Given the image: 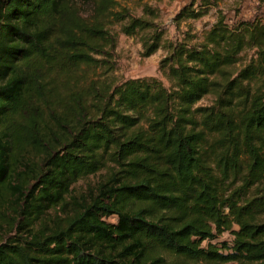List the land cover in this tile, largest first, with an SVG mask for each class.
Here are the masks:
<instances>
[{
    "label": "trees",
    "instance_id": "obj_1",
    "mask_svg": "<svg viewBox=\"0 0 264 264\" xmlns=\"http://www.w3.org/2000/svg\"><path fill=\"white\" fill-rule=\"evenodd\" d=\"M125 1L0 0V264H264V21ZM114 26L168 86L110 82Z\"/></svg>",
    "mask_w": 264,
    "mask_h": 264
},
{
    "label": "rangeland",
    "instance_id": "obj_2",
    "mask_svg": "<svg viewBox=\"0 0 264 264\" xmlns=\"http://www.w3.org/2000/svg\"><path fill=\"white\" fill-rule=\"evenodd\" d=\"M83 1V0H82ZM123 5L131 9L137 17H146L143 15V7L152 9L157 13L155 19L156 25L164 33V42L181 41L187 36L201 37L202 33L208 30L217 19L218 12L230 21L237 19H249L254 16L260 17L264 21V2L254 0H127ZM194 4L193 8L199 10L201 5L204 8V14L198 19H183L177 21V14L185 7ZM80 11L85 13L89 10L85 3L80 2ZM113 31L118 33V26L113 27ZM163 44V43H162ZM114 69L106 77L110 82L118 85L129 79L156 78L165 86L168 83L159 70L161 60L166 56V51L162 48L147 58H143L142 46L138 38L126 37L120 33L117 36V44L114 50ZM99 74V72H97ZM93 78V77H91ZM212 96L205 97L197 106L211 105ZM88 180H82L76 185V192L86 187ZM110 221L114 222L113 219ZM2 232H0L1 234ZM228 234H223L218 241H229Z\"/></svg>",
    "mask_w": 264,
    "mask_h": 264
},
{
    "label": "built area",
    "instance_id": "obj_3",
    "mask_svg": "<svg viewBox=\"0 0 264 264\" xmlns=\"http://www.w3.org/2000/svg\"><path fill=\"white\" fill-rule=\"evenodd\" d=\"M254 1H258V0H254Z\"/></svg>",
    "mask_w": 264,
    "mask_h": 264
}]
</instances>
